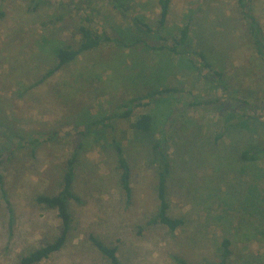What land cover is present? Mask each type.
<instances>
[{
	"label": "rangeland",
	"instance_id": "rangeland-1",
	"mask_svg": "<svg viewBox=\"0 0 264 264\" xmlns=\"http://www.w3.org/2000/svg\"><path fill=\"white\" fill-rule=\"evenodd\" d=\"M31 1L0 0V264H17L60 235L56 211L36 199L58 193L78 144L67 241L39 264H109L90 236L116 248L121 264L218 263L223 240L230 242L229 264H264V63L237 0H171L160 30L158 0H117L123 15L109 0H40L35 11ZM244 2L264 33V0ZM84 17L120 42H104L46 77L57 48ZM134 19L167 40L189 27L190 49L223 74L222 85L203 82L181 57L153 51L160 42ZM147 88L178 94L135 109L112 132L80 138L79 130ZM216 99L248 104L243 113L252 118L237 109L227 120L229 110ZM143 114L152 117L149 134L131 128ZM112 138L130 168V198L119 183ZM159 142L171 169L167 213L183 222L175 232L151 222ZM244 151L253 161L240 159ZM1 187L13 209L12 233Z\"/></svg>",
	"mask_w": 264,
	"mask_h": 264
},
{
	"label": "trees",
	"instance_id": "trees-1",
	"mask_svg": "<svg viewBox=\"0 0 264 264\" xmlns=\"http://www.w3.org/2000/svg\"><path fill=\"white\" fill-rule=\"evenodd\" d=\"M59 0L58 5H60ZM33 4L29 7V10L35 11L38 7L40 0H32ZM171 0H158L159 5V20L158 29H163L169 14ZM112 9L124 13V6L117 3V0H109ZM239 7L242 9L243 14L246 19V24L248 28V34L252 45L254 46L255 53L258 58L264 63V33L261 31L258 24L253 19L252 15L247 10L244 0H237ZM75 6V5H74ZM1 16V15H0ZM83 21V25L77 27L75 35L72 36L70 42L61 45L57 48L55 52L56 65L54 69L47 73L46 77H50L54 73L60 71L68 64L74 62L79 56L89 53L98 49L102 43L108 41L120 42L118 38H113L108 35L105 30H102L101 25L94 24L90 17H84L80 19ZM135 25L140 26L150 37L153 36L155 40H158L160 45L154 46L152 50L162 52V54H167L175 56L177 58L181 57L191 64L194 70V74L200 78L203 82H211L212 84L218 85V82L222 79L223 74L214 71L210 63L207 62L206 56L201 51H193L190 49V38H189V27H184L179 32V37L177 39L167 40L159 37L158 32H152L145 24L134 19L130 20ZM99 22V20L97 21ZM93 25V26H92ZM176 58V59H177ZM219 85H222L221 81ZM217 91L223 89L220 86H216ZM147 93L144 95L133 96L131 99L121 103L114 114L111 116H106L97 120L92 125H88L85 128L79 130L80 138H85L91 134L94 130H114V122L116 120H127L133 114L135 109L147 108L153 102L159 101L163 98L177 96L176 90L173 89H163L159 91H153L147 88ZM235 105L230 102H220L219 99L215 100L218 104L220 110H229L226 114L227 120H231L237 117L238 114L235 110L239 109L240 114L245 117H251V115H246L243 113L245 109L248 108L250 112L249 105L243 102H238ZM220 111V112H221ZM175 117L178 113L174 114ZM237 115V116H235ZM244 117H239L234 130H237L241 126ZM132 130L141 134H149L152 128V117L149 114L141 115L132 125ZM111 143L116 154L117 169L119 171V183L122 190L125 192L126 196L130 198L131 188H130V168L127 159L124 156V151L119 143L112 138ZM21 145V144H20ZM82 145L78 144L77 149L72 153L71 157L66 161L65 172L62 180L61 187L58 193L54 196H39L36 201L39 205H42L50 210H54L57 213V217L61 223L62 231L60 235L52 242L45 245L42 248L34 250L33 252L22 257L17 264H39L43 261L48 260L53 254L59 252L65 245L67 241V234L70 228V214L68 210V201L77 200V197L72 193V183L74 179V166L78 155L81 153ZM161 142L157 143L153 147V152L158 160V166L156 169V197L158 201L157 212L154 218L151 219L152 223H158L161 226L167 228L170 232H175L183 222L180 219H173L168 216V203L166 202V184L170 176V165L166 155L159 150ZM261 152H264V147L261 148ZM252 152V151H251ZM250 151H244L240 155V159L245 162L253 161V156ZM1 164V160H0ZM2 197L6 205L8 218H9V229L12 233L13 227V209L6 197V193L1 187ZM150 222V223H151ZM89 241L91 244L99 251V253L108 260L109 264H121L117 257L116 248L106 247L103 243L97 240L95 237L90 236ZM221 256L218 263L209 264H229L231 251L229 249L230 242L223 240L221 242ZM177 264H185L182 260L174 258Z\"/></svg>",
	"mask_w": 264,
	"mask_h": 264
}]
</instances>
